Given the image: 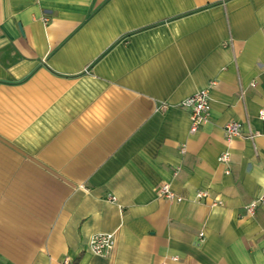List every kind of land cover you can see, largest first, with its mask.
I'll use <instances>...</instances> for the list:
<instances>
[{
    "label": "crops",
    "instance_id": "obj_1",
    "mask_svg": "<svg viewBox=\"0 0 264 264\" xmlns=\"http://www.w3.org/2000/svg\"><path fill=\"white\" fill-rule=\"evenodd\" d=\"M260 111L264 0H0V264H264Z\"/></svg>",
    "mask_w": 264,
    "mask_h": 264
},
{
    "label": "built area",
    "instance_id": "obj_2",
    "mask_svg": "<svg viewBox=\"0 0 264 264\" xmlns=\"http://www.w3.org/2000/svg\"><path fill=\"white\" fill-rule=\"evenodd\" d=\"M47 20V17L44 18ZM181 106L186 107L190 111V132H196L199 126L206 121L209 104V94L207 90H202L193 95L188 96L181 102ZM259 117L264 119V111L259 112ZM224 136L226 139H233L236 137L253 138L256 133H253L248 129L247 133L242 132V125L239 121H229L224 125ZM227 159L226 155H221L218 160L225 161ZM160 196H163L169 200L180 201L181 197L176 195L169 187L168 184H162L157 189ZM207 193L205 191H197L195 196L197 199L206 197ZM108 199L111 201L115 200L114 197L109 196ZM220 203V201H215L214 204ZM264 203V194L257 197L255 200L251 201L245 206V211L247 215H253L260 204ZM200 233L199 236H202ZM89 248L95 253L102 255L108 249H110L114 244L113 233H97L89 239Z\"/></svg>",
    "mask_w": 264,
    "mask_h": 264
}]
</instances>
